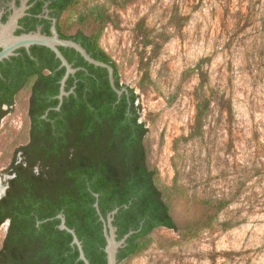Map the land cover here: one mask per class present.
<instances>
[{
    "label": "rangeland",
    "instance_id": "rangeland-1",
    "mask_svg": "<svg viewBox=\"0 0 264 264\" xmlns=\"http://www.w3.org/2000/svg\"><path fill=\"white\" fill-rule=\"evenodd\" d=\"M95 5L107 16L98 44L138 95L147 164L176 222L121 264H264V0H74L72 32L96 31ZM201 81L214 96L195 134ZM27 96L0 121V190L28 139Z\"/></svg>",
    "mask_w": 264,
    "mask_h": 264
},
{
    "label": "trees",
    "instance_id": "trees-1",
    "mask_svg": "<svg viewBox=\"0 0 264 264\" xmlns=\"http://www.w3.org/2000/svg\"><path fill=\"white\" fill-rule=\"evenodd\" d=\"M73 2L64 0L63 7ZM100 8L93 7L96 31L76 29L73 37L92 58L113 68L114 84L121 89L126 85L120 82L116 62L98 44L107 21ZM71 50L74 55L67 60L79 69L67 78L64 89L69 93L60 105L57 95L65 67H60L59 58L56 65H47L50 71L29 74L34 80L28 101V139L14 149L5 169L10 178L0 197V225L8 220L0 264H84L77 247L71 245V233L59 228V214L74 229L90 264H106L99 217L106 218L115 207L119 209L112 224L117 239L134 230L119 248L116 264L144 249L155 228H176L170 205L156 183V170L147 164V127L139 119L138 95L126 86L127 92L118 96L105 67ZM204 85V81L198 84L195 134H201L214 96L211 89L206 93ZM5 112L0 109V118ZM217 204L222 209L228 200L219 199Z\"/></svg>",
    "mask_w": 264,
    "mask_h": 264
},
{
    "label": "flooded vegetation",
    "instance_id": "flooded-vegetation-1",
    "mask_svg": "<svg viewBox=\"0 0 264 264\" xmlns=\"http://www.w3.org/2000/svg\"><path fill=\"white\" fill-rule=\"evenodd\" d=\"M63 1L0 0V109L6 110L0 121L12 110L16 96L24 89H28V112L34 80L29 74L47 72L50 71L47 65H56L54 50L41 40L50 39L66 59L74 55L73 47L57 43L58 39L75 41L70 24L64 20L69 6L63 7ZM6 48L10 49L5 54Z\"/></svg>",
    "mask_w": 264,
    "mask_h": 264
},
{
    "label": "water",
    "instance_id": "water-1",
    "mask_svg": "<svg viewBox=\"0 0 264 264\" xmlns=\"http://www.w3.org/2000/svg\"><path fill=\"white\" fill-rule=\"evenodd\" d=\"M40 42L44 43L48 46H51V48L55 52L56 57L59 58V60H60V67H62V66L65 67L64 75L60 80L59 94L57 95V97L59 98V105H60L62 100H63V96L67 95L69 93V92L65 91V89H64L65 82H66L67 78L69 77V75L74 74L76 72V70L79 69V67H73L72 64L70 62H68V60L65 58V56L61 53L59 48L55 47L52 44L53 42H51L50 39H43ZM57 43L60 45H63V46L73 47L89 63H92L95 66L105 67L108 71V77H109L110 85L117 92L118 96H120L123 92H127L126 86H123L121 89L116 88V86L114 84V78H113V68L109 64L104 63L102 61L95 60L94 58H92L90 56V54L85 50V48H83L79 43H77L75 41L58 39ZM10 48H6L5 54L8 53ZM2 54H3V52H2ZM59 105H58V107H59ZM8 178H10V175H8ZM5 188H6V186H5ZM4 194H5V189L3 190L2 194H0V197L3 196ZM95 195L97 196V194H95ZM94 206L96 207L98 213H100L99 209H98L97 202L94 203ZM126 206L127 205H124V207H126ZM118 209H119V207H115L113 210H111L107 214L106 218H104L101 214L99 217L100 220L103 222V235H104L105 240H106V244L104 246V251L106 253V264H116L117 263V253H118L119 248H121L125 245L126 239L128 238V236L134 232V230H130L129 232L124 234L121 238L117 239L116 227L113 226L112 220H113L115 213L118 211ZM58 217L61 219L60 224H59V228L68 231L72 235L71 245H73V246L75 245L77 247L78 252H79L78 259L82 260L84 262V264H90L88 258L85 255V252L83 250L81 241L79 240L74 229L69 228L65 224V217L62 214H59ZM5 222H8V220H6ZM119 264H121V261Z\"/></svg>",
    "mask_w": 264,
    "mask_h": 264
},
{
    "label": "bare ground",
    "instance_id": "bare-ground-1",
    "mask_svg": "<svg viewBox=\"0 0 264 264\" xmlns=\"http://www.w3.org/2000/svg\"><path fill=\"white\" fill-rule=\"evenodd\" d=\"M2 190H3V189L1 188L0 193L3 192ZM1 194H2V193H1Z\"/></svg>",
    "mask_w": 264,
    "mask_h": 264
}]
</instances>
